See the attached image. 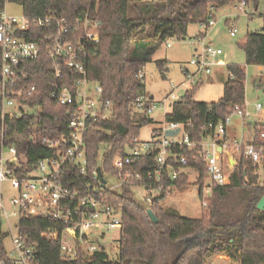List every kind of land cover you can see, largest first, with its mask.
<instances>
[{"label": "trees", "instance_id": "obj_1", "mask_svg": "<svg viewBox=\"0 0 264 264\" xmlns=\"http://www.w3.org/2000/svg\"><path fill=\"white\" fill-rule=\"evenodd\" d=\"M264 0H8L21 6L23 15L29 19L39 16L57 15L67 18L72 25L90 13L101 22L98 42L87 46L85 63L88 78L103 89L104 100L114 105V115L109 120L99 121L86 137L87 175L74 165H68L64 183L70 188L84 187L92 180L94 169L105 175H117L113 168L115 158L125 156L132 147V140L141 138L142 129L154 122L143 114H134L136 99L145 96L144 78L140 71L153 61L160 48L172 40H183L192 24L206 25L210 9L215 10L245 3L257 10ZM5 2L0 1V12ZM229 22V21H228ZM247 66L264 67V15L263 26L258 32H249L240 44ZM161 76L168 72L167 60L155 61ZM49 61L43 58L31 65V82L37 94L25 99L31 107L42 106L41 114L24 115L21 118L2 117V79L0 75V143L15 144L19 148L24 164L30 168L39 160L54 155L43 145L44 138L56 139L66 130L62 117L65 109L51 96L49 80L52 71ZM229 79L224 85L223 96L217 102L194 100L196 90L171 105L166 116L168 123L184 126L190 140L197 144L193 149L176 148L180 159L186 158L185 166L197 173L195 186L199 187L202 201L207 181V166L203 159L201 143L212 139L209 126H218L233 116L237 107L244 109L246 103V70L240 65L228 67ZM161 132V127L152 135ZM264 123L253 125L255 141L260 142ZM104 148L102 159L101 152ZM141 182L162 190V194L150 204L137 200L132 186L121 192H101L98 197L122 207L123 228L120 233L119 255L110 260L104 247L92 256L83 255L75 260L62 257L60 242L53 241L50 232L60 228L52 219L22 218L20 233L28 244L36 249L33 264H206L209 257L226 255L239 264H264V211L257 208L264 196V175L253 163L239 157L227 186L213 185L208 210L197 219L181 216L176 210L165 208L162 202L170 189L189 185V174L182 173L176 180L166 178L158 183L149 179L148 173L158 169L155 153L148 154L135 167L142 170ZM179 165L175 169L179 171ZM152 210L158 219L154 224L149 217ZM0 234V263L11 264Z\"/></svg>", "mask_w": 264, "mask_h": 264}, {"label": "built area", "instance_id": "obj_2", "mask_svg": "<svg viewBox=\"0 0 264 264\" xmlns=\"http://www.w3.org/2000/svg\"><path fill=\"white\" fill-rule=\"evenodd\" d=\"M0 1L5 2V6L8 3V0ZM239 5L246 6L244 2ZM215 12V9H210L207 29L216 25ZM100 26V20L92 18L89 12L79 18L75 25L67 18L57 15L29 19L23 13L21 16L9 15L6 7L0 12L3 120L6 117L21 118L43 112L42 106L33 108L25 102L26 98L37 94V87L29 85L32 78L31 65L43 58V63L49 61V69L53 73L49 80L51 96L65 109L63 116L56 119L67 123L64 134L56 139H43V145L53 151L54 155L39 160L31 168L24 164L15 144L7 145L4 141L0 143V234L11 236L13 250L10 255L7 253L11 264H33L37 255L36 249L20 233L19 223L22 218L52 219L61 226L53 229L50 237L53 241L60 242L64 259L75 260L82 255L92 256L99 251L103 247L101 242L108 233H121L123 228L122 207L98 197L99 193H118L124 187L132 186L134 190L143 191L141 202L145 204L152 203L163 193L158 188L135 186V182L142 181L147 166H142V170H135V167L148 154L155 153L158 167L156 174L148 173V177L154 178L159 184L166 178L176 180L182 173L194 172L185 168L186 158L179 159L174 149H193L197 144L190 140L182 124L168 123L165 120L160 133L153 134L147 140L133 139L127 155L115 158L113 168L117 175L102 173L106 180L105 186H102L99 176L101 169H94L92 172L95 185L88 181L84 187L70 188L64 183L63 177L68 165L76 166L82 174L87 175L86 137L97 122L109 120L114 115L113 103L104 100L101 85L88 78L85 63L87 46L92 41L98 42ZM237 33L238 30L232 25L230 36L236 37ZM170 45L171 41H168L167 46ZM222 54L220 49L210 45L197 50L190 61L194 71L183 70L186 80L179 85V89L188 91L199 85L200 78L212 73L216 66L215 60ZM139 78H145L144 70L140 71ZM181 98L176 95L175 88L163 102H154L146 96H140L132 111L134 114L148 116L156 111H165L166 117V109ZM170 101L174 102L170 104ZM255 110L256 116L261 118L264 106L258 103ZM235 115L243 121L253 117V114L239 107L236 108L233 116ZM231 119L232 116L228 117L216 127L210 125L212 139L201 143L202 156L207 166V181L202 199L205 207L211 197L213 185L227 186L231 183L237 160L229 159L224 154L230 147L239 157L251 161L260 174H264V133L261 134L260 142L255 141L254 137L248 142L235 140L230 146L228 127ZM178 129L180 132L176 136H167L168 131ZM232 162L235 165L233 167ZM175 165H179V171L175 169ZM194 174L197 177V173ZM106 176L113 177L115 183H110ZM4 183H8L12 189L9 208L4 203ZM14 220L16 224H13ZM3 222L8 234L2 233ZM14 228L17 230L16 235L13 233ZM0 264H6V261Z\"/></svg>", "mask_w": 264, "mask_h": 264}, {"label": "rangeland", "instance_id": "obj_3", "mask_svg": "<svg viewBox=\"0 0 264 264\" xmlns=\"http://www.w3.org/2000/svg\"><path fill=\"white\" fill-rule=\"evenodd\" d=\"M6 11L9 15L21 16L23 10L21 6L8 2L6 3ZM228 10L231 14H228ZM264 15V1H262L256 10L254 6H228L219 9L215 12L216 25L207 29V25L192 24L188 29V35L183 40H172L170 47L164 44L156 53L153 61L149 63L144 69V83H145V96L151 100L154 97V102H163L169 96L171 91L176 89V95L181 98L185 95V89H179V85L186 79L182 71V67L194 71L190 66V61L205 45H210L215 49H220L223 56L215 60L216 66L213 67L212 73L208 76H202L201 85L196 90L194 100L199 102H217L223 96L224 85L229 79L228 67L230 65H240L246 70V109L249 113H254L255 106L260 103L264 106V67L247 66L246 57L240 48V44L245 41L249 32H258L263 26ZM228 19V20H227ZM229 21V22H228ZM232 25L238 30L236 37L230 36ZM157 60H167L169 62L168 72L163 78L155 63ZM220 62H224L222 66ZM222 66V67H221ZM193 90V89H192ZM190 91V90H188ZM168 95V96H167ZM174 101H170L172 104ZM171 111L170 106L166 109ZM251 113V114H252ZM154 122L145 126L142 129L141 139L147 140L151 138L153 130L165 122V111H156L150 116ZM258 118H251L243 122L237 115L232 116L231 124L228 127L231 146L236 141H242L253 131L252 122L257 121ZM184 134V133H183ZM247 139L244 138V142ZM229 148L228 152L236 159L239 155L234 149ZM104 148L101 152L100 160L102 159ZM235 166L232 163V167ZM264 175V174H262ZM110 183L114 184L115 179L111 176H106ZM264 177V176H262ZM189 185L183 188H172L167 193L165 200L162 202L163 207L176 210L181 216L186 218L197 219L201 217L202 212L208 210L199 197V187L195 186L196 174L189 172ZM137 200H143L142 190H134ZM12 194V189L8 183L3 185L4 203L9 208V198ZM212 193L210 194V196ZM212 196L209 198V200ZM13 224H16L15 220ZM2 233L8 234L9 231L2 223ZM13 233L16 235L17 230L14 228ZM119 236L118 231H113L106 235V238L101 242L102 246L106 249L110 260H117L119 255ZM4 247L10 255L13 250L11 236H4ZM223 257H228L224 254L209 257L206 264H239L236 260L227 261ZM229 262V263H228Z\"/></svg>", "mask_w": 264, "mask_h": 264}, {"label": "crops", "instance_id": "obj_4", "mask_svg": "<svg viewBox=\"0 0 264 264\" xmlns=\"http://www.w3.org/2000/svg\"><path fill=\"white\" fill-rule=\"evenodd\" d=\"M219 10V9H218ZM218 10H216V12L218 11ZM228 14H231V11L230 10H228ZM228 20V19H227ZM168 47V46H167ZM221 56H223V54L221 55ZM221 56H219V57H221ZM220 64H222V66H224L225 65V63L224 62H220ZM221 66V67H222ZM185 68L184 67H182V71L184 70ZM144 71H145V69H144ZM229 73V72H228ZM181 85V84H180ZM181 89V88H180ZM185 93H186V91H185ZM168 96V95H167ZM183 97V96H182ZM167 98V97H166ZM154 99V97H152L151 98V100H153ZM255 108H256V106H255ZM246 109V103H245V107H244V110ZM252 113V112H251ZM253 114V117L252 118H258L257 119V121H255V122H252L251 124H253V125H255V124H258V123H264V119H261V118H263L264 117V111H263V115H262V117L260 118L259 116L257 117L256 116V110H254V113H252ZM255 114V115H254ZM243 121V120H242ZM243 122H245V121H243ZM253 125H252V129H253ZM151 136H152V134H151ZM150 136V137H151ZM228 137H229V139H230V136H229V130H228ZM244 138H246L247 139V141L246 142H248V141H250V140H252L253 138H254V135H253V131L251 132V134L249 135V136H247V137H244ZM244 138L242 139V141L244 142ZM228 152V151H227ZM224 153V154H227L228 155V157H229V159H234L235 160V158L228 152V153ZM119 240H120V236H119V238H118ZM224 259H225V261H227V259H228V257H223ZM230 260V259H229ZM229 263V262H228Z\"/></svg>", "mask_w": 264, "mask_h": 264}, {"label": "water", "instance_id": "obj_5", "mask_svg": "<svg viewBox=\"0 0 264 264\" xmlns=\"http://www.w3.org/2000/svg\"><path fill=\"white\" fill-rule=\"evenodd\" d=\"M180 132V129L176 130V131H168L167 132V136L168 137H174L176 136L178 133ZM219 143L221 144L222 141L220 140ZM234 163V162H232ZM99 176L101 178V182H102V186H105L106 184V180L103 178V174L101 172V170H99ZM257 208L260 210V211H264V196L262 197V199L259 201L258 205H257ZM148 214H149V217L150 219L152 220V222L154 224H158V219L156 218L155 214L153 213L152 210H148Z\"/></svg>", "mask_w": 264, "mask_h": 264}]
</instances>
